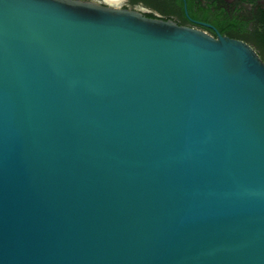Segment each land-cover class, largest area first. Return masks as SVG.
<instances>
[{
    "label": "water",
    "instance_id": "1",
    "mask_svg": "<svg viewBox=\"0 0 264 264\" xmlns=\"http://www.w3.org/2000/svg\"><path fill=\"white\" fill-rule=\"evenodd\" d=\"M0 264H264V63L80 0H0Z\"/></svg>",
    "mask_w": 264,
    "mask_h": 264
},
{
    "label": "flooded vegetation",
    "instance_id": "2",
    "mask_svg": "<svg viewBox=\"0 0 264 264\" xmlns=\"http://www.w3.org/2000/svg\"><path fill=\"white\" fill-rule=\"evenodd\" d=\"M170 21L250 46L264 63V0H80Z\"/></svg>",
    "mask_w": 264,
    "mask_h": 264
}]
</instances>
